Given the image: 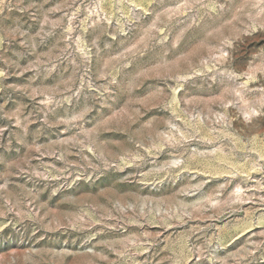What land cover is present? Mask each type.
Here are the masks:
<instances>
[{"label": "rangeland", "instance_id": "1", "mask_svg": "<svg viewBox=\"0 0 264 264\" xmlns=\"http://www.w3.org/2000/svg\"><path fill=\"white\" fill-rule=\"evenodd\" d=\"M0 264H264V0H0Z\"/></svg>", "mask_w": 264, "mask_h": 264}]
</instances>
